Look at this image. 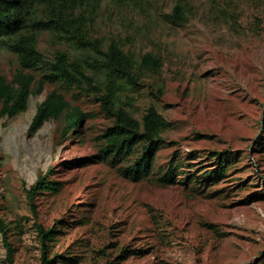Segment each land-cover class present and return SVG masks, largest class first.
<instances>
[{"label":"rangeland","instance_id":"rangeland-1","mask_svg":"<svg viewBox=\"0 0 264 264\" xmlns=\"http://www.w3.org/2000/svg\"><path fill=\"white\" fill-rule=\"evenodd\" d=\"M103 0L91 36L104 46L117 40L138 66L158 57L155 71L116 81L115 105L141 120L154 106L169 122L162 132L152 172L139 182L107 161L72 164L97 155L100 135L113 124L92 90L45 84L26 111L0 118V219L9 227L12 264H38L35 228L60 220L50 254L69 264H264V0ZM46 61L67 50L44 32ZM18 69L11 52L0 51L8 80ZM37 77L38 71H32ZM93 84L106 91L104 72ZM87 113L77 136L61 135L62 123L29 125L51 91ZM223 162L217 180L207 173ZM171 167L175 182L157 178ZM48 176L58 192L38 194L37 217L24 189ZM136 249L117 259L121 248ZM0 264L6 248L0 233Z\"/></svg>","mask_w":264,"mask_h":264},{"label":"trees","instance_id":"trees-1","mask_svg":"<svg viewBox=\"0 0 264 264\" xmlns=\"http://www.w3.org/2000/svg\"><path fill=\"white\" fill-rule=\"evenodd\" d=\"M103 0H0V51L5 49L15 55L18 69L10 80L0 70V118L14 117L26 111L32 95L41 92L45 84L61 83L67 87L91 89L97 95L104 109L113 117V124L101 135L103 145L97 155L74 159L72 164L92 162L95 159L107 161L113 167L121 166V174L132 182H139L150 176L157 150L164 142L162 132L169 127L154 106H149L141 120L134 118L114 102L116 81L135 78L138 70L155 71L161 66L158 57L150 53L141 56L138 66L132 56L117 40H110L104 46L91 36V29ZM182 0L174 7L175 16L182 18ZM47 32L56 44L87 49L79 58L67 51H57L46 61L39 49V37ZM32 71H38L37 77ZM104 72L106 91L93 84L92 73ZM87 113L72 106L63 95L51 91L38 105L29 125V132H35L47 121L62 123L61 135L77 136ZM53 169L38 176L29 188L24 189L30 211L37 217L36 198L38 194L58 192L59 184L48 176ZM225 172L223 162L207 173L211 180L219 179ZM161 185L175 182L171 167L157 178ZM60 220L45 228L36 224L40 242L38 264H69L76 259L50 254V243L56 239ZM9 227L0 219V233L6 248V261L13 263L14 248L7 240ZM136 249L121 248L117 259H125L136 253Z\"/></svg>","mask_w":264,"mask_h":264}]
</instances>
